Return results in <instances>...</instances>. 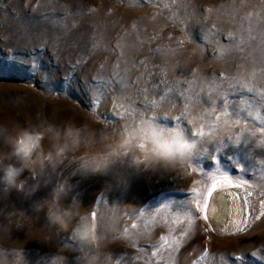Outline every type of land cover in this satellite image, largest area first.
<instances>
[{
  "label": "rangeland",
  "instance_id": "rangeland-1",
  "mask_svg": "<svg viewBox=\"0 0 264 264\" xmlns=\"http://www.w3.org/2000/svg\"><path fill=\"white\" fill-rule=\"evenodd\" d=\"M0 264H264V0H0Z\"/></svg>",
  "mask_w": 264,
  "mask_h": 264
},
{
  "label": "clouds",
  "instance_id": "clouds-1",
  "mask_svg": "<svg viewBox=\"0 0 264 264\" xmlns=\"http://www.w3.org/2000/svg\"><path fill=\"white\" fill-rule=\"evenodd\" d=\"M16 154L22 156L25 160L31 157L32 150L38 146V137L32 133H21L16 141ZM141 157L143 161H162L165 163H174L181 158L191 145L178 131L165 130L163 128H154L152 132L141 140ZM25 170V166L9 164L4 169L3 180L10 186H23V182L18 185V180ZM68 210H60L55 206H50L49 217L54 221H63L65 215H69Z\"/></svg>",
  "mask_w": 264,
  "mask_h": 264
},
{
  "label": "bare ground",
  "instance_id": "bare-ground-1",
  "mask_svg": "<svg viewBox=\"0 0 264 264\" xmlns=\"http://www.w3.org/2000/svg\"><path fill=\"white\" fill-rule=\"evenodd\" d=\"M220 191H216L212 196V203L209 210L210 218L215 228L217 230L219 229L221 233L237 232L240 226L244 225V222H241V205L243 204V199H231L232 196L230 198H225ZM220 211L221 213L218 214L220 219L218 220H222V222L226 226V230H223L221 227H219V223L221 222H217V220L215 219V217L217 218V213H219Z\"/></svg>",
  "mask_w": 264,
  "mask_h": 264
},
{
  "label": "snow or ice",
  "instance_id": "snow-or-ice-1",
  "mask_svg": "<svg viewBox=\"0 0 264 264\" xmlns=\"http://www.w3.org/2000/svg\"><path fill=\"white\" fill-rule=\"evenodd\" d=\"M215 188H216V185H213V189L215 190ZM212 193L210 192L209 193V195H211ZM199 206V202H197V207ZM205 208H207V205H205ZM205 219H207L208 217H207V215L205 214V217H204Z\"/></svg>",
  "mask_w": 264,
  "mask_h": 264
}]
</instances>
